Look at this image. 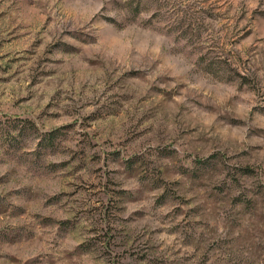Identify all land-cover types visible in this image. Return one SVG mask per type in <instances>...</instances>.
<instances>
[{"label":"rangeland","instance_id":"374dc122","mask_svg":"<svg viewBox=\"0 0 264 264\" xmlns=\"http://www.w3.org/2000/svg\"><path fill=\"white\" fill-rule=\"evenodd\" d=\"M0 264H264V0H0Z\"/></svg>","mask_w":264,"mask_h":264}]
</instances>
